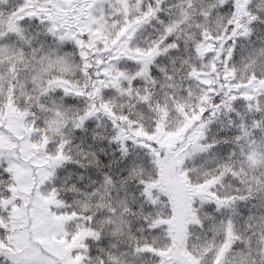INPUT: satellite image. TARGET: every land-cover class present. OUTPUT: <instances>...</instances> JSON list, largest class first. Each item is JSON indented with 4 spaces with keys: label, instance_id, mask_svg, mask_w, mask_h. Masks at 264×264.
<instances>
[{
    "label": "snow or ice",
    "instance_id": "6c2138e0",
    "mask_svg": "<svg viewBox=\"0 0 264 264\" xmlns=\"http://www.w3.org/2000/svg\"><path fill=\"white\" fill-rule=\"evenodd\" d=\"M0 264H264V0H0Z\"/></svg>",
    "mask_w": 264,
    "mask_h": 264
}]
</instances>
